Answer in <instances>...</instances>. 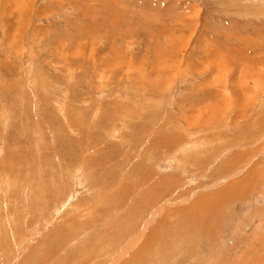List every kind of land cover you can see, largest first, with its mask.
I'll return each instance as SVG.
<instances>
[{
    "label": "rangeland",
    "instance_id": "374dc122",
    "mask_svg": "<svg viewBox=\"0 0 264 264\" xmlns=\"http://www.w3.org/2000/svg\"><path fill=\"white\" fill-rule=\"evenodd\" d=\"M0 264H264V0H0Z\"/></svg>",
    "mask_w": 264,
    "mask_h": 264
}]
</instances>
